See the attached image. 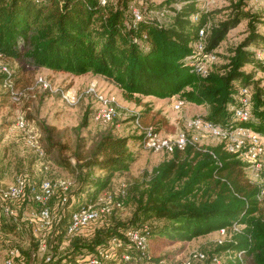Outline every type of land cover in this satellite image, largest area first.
Returning a JSON list of instances; mask_svg holds the SVG:
<instances>
[{"label":"trees","instance_id":"trees-1","mask_svg":"<svg viewBox=\"0 0 264 264\" xmlns=\"http://www.w3.org/2000/svg\"><path fill=\"white\" fill-rule=\"evenodd\" d=\"M175 1L187 3L176 8L171 7L174 1L156 5L150 0H0V54L18 60L24 69L93 72L111 79L126 99L143 106L134 116L141 130L135 139L141 142L147 137V129L152 128L154 133L158 130L148 124L153 111L149 102H143L148 96H178L187 103L206 105L209 111L204 119L228 127L248 126L264 134V88L261 79L255 80L254 73L245 70L251 65L264 72V58L256 54V50H264V34L255 24L257 15L249 19L248 35L229 51L226 62L213 63L208 73L202 74L198 63L248 17L241 9L245 0L233 5L236 14L232 18L217 25H212V13L199 7L197 0ZM134 2L147 4V10L164 12L167 20L162 22L147 10H140L142 18L136 19ZM209 23L205 50L199 52L195 45L201 39L200 30ZM244 87L253 91L252 119L247 122L238 120L231 109L239 104ZM18 88L17 70L0 73V90L10 100L14 101ZM86 125L88 116L81 124ZM43 130L45 153L57 149V165L78 174L85 171L79 187L72 191L78 200L58 208V222L46 238L49 250L66 237L71 212L112 191L114 177L129 172L136 155L130 148L133 137L106 132L86 156L82 154V143H78L73 164L63 156L68 146L54 139L56 128L43 125ZM168 153L151 172L146 171L141 179L125 186L124 198L118 196L124 204L134 205L129 220L73 237L70 251L62 256L54 253L52 261H46L44 255L43 264H78L79 257L90 255L98 256L101 264H181L177 258L188 242L222 228L231 231L234 225L243 227L231 241L217 243L212 250L200 249L209 254L203 264H215L213 256L227 249L243 250L249 264H264L263 186L249 178L246 164L222 143L206 145L191 140ZM96 170L103 173L96 175ZM152 221L164 222L155 225ZM21 223L28 224L19 221L10 226L15 229ZM131 225H147L146 252L122 233ZM84 236L93 237L86 243L81 239ZM113 239L122 242L113 245ZM18 250L21 255L17 264H41Z\"/></svg>","mask_w":264,"mask_h":264},{"label":"rangeland","instance_id":"rangeland-1","mask_svg":"<svg viewBox=\"0 0 264 264\" xmlns=\"http://www.w3.org/2000/svg\"><path fill=\"white\" fill-rule=\"evenodd\" d=\"M168 1H174L171 7L180 8L187 1L175 0H150V3L161 4ZM238 0H197L199 7L211 12L212 25L232 18L236 14L233 5ZM134 8L138 10H147L146 5H140L134 2ZM241 9L249 15L242 20L237 26L232 28L224 41L213 50L214 60L209 61L211 67L213 63H225V57L229 56V51L240 44L248 35V21L254 15L257 17L255 24L258 30L264 34V1L263 0H245ZM147 13L154 17H159L163 22L167 20L166 15H161V11L151 9ZM253 51L256 48H251ZM2 64L8 65L12 71L17 70V89L19 99L12 101L0 90V179L3 183H11L17 175L28 174L36 179L48 176L53 179H69L75 184L73 191L79 187L82 181V175L72 169L59 166L55 162L58 155L57 149L52 153L39 155L27 141L24 131L14 127V122L18 114L25 112L28 118L33 119L40 129L41 141L44 147L47 145L46 133L43 125L55 127L54 139L60 143L66 144L68 150L63 152V156L69 157L73 164L76 159L73 151L76 150L78 143H82V154L84 156L90 153L94 144L100 136L106 132H113L125 136L133 137L130 141V148L136 155V161L131 170L126 173L117 174L111 184V190L108 194L118 197L122 190L131 185L135 180L141 179L146 171L152 169L165 160L169 153L164 150H154L144 146L143 142L137 140L141 130L136 126L134 116L143 109L134 101L128 100L123 96L122 89L111 79L101 74L87 72L83 74H74L70 71H54L48 68L24 69L21 63L16 59H3ZM247 72L254 73V79H261V86L264 88V72L255 70L253 66H245ZM46 79L49 83L48 88H44L40 79ZM72 89L76 93V98L69 103L64 98V93ZM104 99L113 101L116 107V117L111 122H104L97 118L100 109L103 107ZM143 102H149L153 111L149 117L148 124L157 128V136L163 139L176 141L182 135L189 137L198 136L200 144L216 145L219 140L209 135L207 132L194 131L190 128V122L198 117L207 115L209 108L206 105H196L185 103L177 111L174 108L175 101L169 99H157L153 97H144ZM156 114V115H155ZM155 115V116H154ZM88 116V125L81 126L84 118ZM165 119L167 122H162ZM43 147V148H44ZM45 150V149H44ZM96 175L103 172L96 170ZM250 178L253 176L247 172ZM134 211L133 203H126L122 208H117L97 227L104 228L114 225L116 222H124L130 219ZM155 225L162 224L164 221H152ZM36 225L21 223L19 228L10 226V222L5 218V231L0 234V264H4L10 250L20 249L33 261L34 258L43 264L44 255L57 253L62 256L70 251L73 240L66 237L63 241L52 244V248L42 253L38 249L39 239L42 235H37ZM96 230V229H95ZM93 236L81 237L83 242H88ZM226 241V236L221 235L218 231L204 237L196 238L186 245L184 252L177 258L183 261L186 256L197 249L212 250L219 243V240ZM54 247V248H53ZM38 250V251H37ZM57 256V257H58ZM197 262L196 264H203Z\"/></svg>","mask_w":264,"mask_h":264},{"label":"built area","instance_id":"built-area-1","mask_svg":"<svg viewBox=\"0 0 264 264\" xmlns=\"http://www.w3.org/2000/svg\"><path fill=\"white\" fill-rule=\"evenodd\" d=\"M264 1V0H263ZM106 2V0H103ZM136 19H141L140 10L133 9ZM161 15H165L161 12ZM159 19V17H157ZM160 20V19H159ZM161 21V20H160ZM210 33V23L200 30L201 39L196 43V50L204 52L207 37ZM259 58H264V50H256ZM212 54H206L204 59L198 63V72L206 74L209 71V61L214 60ZM7 59L0 54V73L13 71L8 65L2 64V60ZM40 82L44 88L49 87L46 79L41 78ZM252 95L253 91L250 88H242L238 96V105H234L231 109L234 111L235 117L247 122L252 119ZM64 98L71 103L76 98V93L70 89L64 93ZM103 107L97 115L98 119L108 123L114 120L117 111L113 101L104 99ZM17 90L14 92L13 100H18ZM185 101L177 98L175 100L174 108L179 111L185 105ZM136 126H140L139 120L135 121ZM190 128L194 131H203L209 133L212 137L219 140V143L224 144L226 150L237 155L246 164V171L250 172L253 178L252 181L263 186L262 195H264V134L256 131L248 126L228 127L220 124H214L211 121L198 117L193 119ZM14 127L22 130L26 134L27 141L39 155H45V150L41 141V131L37 127V123L28 118L25 112L17 115ZM199 139L198 136L189 137L186 135L180 136L175 142L170 139H163L154 133L152 128L147 129V137L143 141L145 147L154 150H166L172 152L175 146L185 147L189 141ZM76 182L58 178L53 179L48 176L36 179L28 174L17 175L15 180L11 183H3L0 180V234L5 231V218L10 224L25 221L37 226V235H42V240L39 249L42 253L48 250L47 236L51 233L55 223L58 222V208L68 205L70 201H77L75 195L72 193ZM126 195L123 189L122 198ZM118 197L113 194L104 193L97 200L80 205L79 208L73 210L70 214L69 223L66 227V239L71 240L73 237L92 232L100 223H102L113 211L117 208H122L124 202L118 200ZM243 226L234 225L229 229L222 228L218 232L226 236V241H231L235 232L240 231ZM19 228V227H18ZM122 233L127 237L139 250L146 252L149 248L148 227L131 225L126 227ZM122 241L117 239L112 240V244H120ZM225 240L220 239L219 244H223ZM101 252V251H100ZM106 255L105 252H101ZM18 249L10 250L9 255L4 264H17V258L20 257ZM125 258H129L128 255ZM209 258V254L197 249L190 252L181 264H196L197 262H205ZM53 254L46 257V261H52ZM215 264H224L227 261H232L234 264H249L245 252L243 250L227 249L221 254H215L212 258ZM78 264H101L98 256L90 255L86 258H78Z\"/></svg>","mask_w":264,"mask_h":264},{"label":"crops","instance_id":"crops-1","mask_svg":"<svg viewBox=\"0 0 264 264\" xmlns=\"http://www.w3.org/2000/svg\"><path fill=\"white\" fill-rule=\"evenodd\" d=\"M148 97H153V98H156L154 96H148ZM147 97V98H148ZM177 98H179L178 96H174V97H171V98H165V99H169L171 102H174ZM157 99H160V98H157ZM161 100H164V99H161ZM151 105V104H150ZM121 135V134H119ZM214 233V232H213ZM212 234V233H211Z\"/></svg>","mask_w":264,"mask_h":264}]
</instances>
